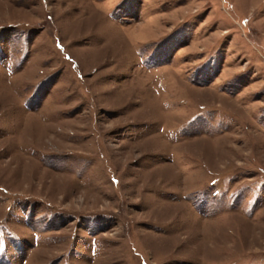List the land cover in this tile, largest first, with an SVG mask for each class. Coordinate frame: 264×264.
Instances as JSON below:
<instances>
[{
    "label": "rangeland",
    "instance_id": "1",
    "mask_svg": "<svg viewBox=\"0 0 264 264\" xmlns=\"http://www.w3.org/2000/svg\"><path fill=\"white\" fill-rule=\"evenodd\" d=\"M0 264H264V0H0Z\"/></svg>",
    "mask_w": 264,
    "mask_h": 264
}]
</instances>
